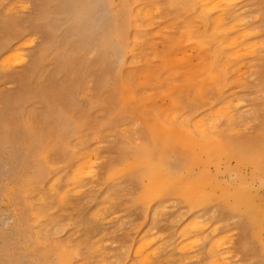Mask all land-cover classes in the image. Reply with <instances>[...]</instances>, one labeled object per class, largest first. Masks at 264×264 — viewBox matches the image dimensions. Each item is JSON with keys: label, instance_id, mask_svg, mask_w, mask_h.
I'll return each mask as SVG.
<instances>
[{"label": "rangeland", "instance_id": "1", "mask_svg": "<svg viewBox=\"0 0 264 264\" xmlns=\"http://www.w3.org/2000/svg\"><path fill=\"white\" fill-rule=\"evenodd\" d=\"M85 1L92 8L95 25L107 27L110 20L123 12L121 0H0V264H47L40 252H47L44 255L50 264H56L55 261L58 264L50 251L58 242L74 248L82 246V256L91 252L89 246L96 248L99 244V251L104 249L105 252H101L102 260L97 251L86 264H140L126 253L132 243L140 241L136 237L145 234L147 229H152L147 232L163 242L161 256L155 264H215L208 246L218 241L222 245L219 248L227 251L231 264H264V176L252 166L223 158L220 170L216 166L208 169L219 183L229 185L231 191L240 184L235 172L241 173L243 187L249 189L260 214L257 225L231 210L233 200L228 199L223 205L219 187L209 202L198 208H191L181 198L166 197L160 202V215L153 220L147 217L146 205L139 201L143 185L138 178L126 175L118 180L110 179L112 172L123 168L132 157L131 147L151 143L147 125L153 120L151 113L164 111L162 107L167 110L173 107L172 100L169 102L166 96L170 91L162 74V57L172 56V45L165 33L144 36L140 48L156 60H152V56L148 66L143 62L121 69L117 62L99 55L102 31L99 35L77 31L80 23L76 19L77 11ZM143 3L160 9L154 28H150L154 31L172 21L182 25L183 20L193 14L179 8L175 0H145ZM235 6L246 8L247 11L241 10L246 14L240 11L242 16H248L246 23L254 25L259 33L257 39L264 41V0H241ZM243 60L246 64L242 65L240 73L245 83L230 85L228 93L234 92L245 103L239 110L241 120L235 122L238 128L226 135L225 140L234 149L245 152L264 144V49L258 56ZM2 62H8L7 66ZM9 63L11 69L6 68L10 67ZM147 68L151 70V83L144 87ZM120 75L127 78L138 99L149 94L155 98L148 96L143 105L137 100L136 107L124 102ZM159 77L164 79L161 86ZM182 77L178 83L184 90L173 93L172 97L180 100L178 108L189 117L205 106L201 103L219 100L217 87L212 89L214 86L210 84H207L205 98L195 100L198 88L190 87V82ZM157 82L159 88L155 85ZM63 120L73 129L67 135V131L60 132L58 128V122ZM29 143L46 155V172L40 170L43 162L39 157L29 152ZM87 152L97 157L95 175L85 181L82 189L71 188L69 179L75 157ZM171 158L180 164L182 172L186 171L189 163L182 148L172 149ZM226 165L231 171L225 169ZM198 172L200 170L194 174ZM52 183H56L59 191L71 186L64 198L66 201L57 199L50 189ZM154 204L158 203H152V207ZM39 213L40 218L34 221L33 214ZM196 217L202 218L198 220L203 221V225L207 223L206 232L198 234L200 241L197 240L194 248L179 253L178 244L184 239L178 240V233ZM36 232L40 244L33 247L29 237H34Z\"/></svg>", "mask_w": 264, "mask_h": 264}, {"label": "bare ground", "instance_id": "2", "mask_svg": "<svg viewBox=\"0 0 264 264\" xmlns=\"http://www.w3.org/2000/svg\"><path fill=\"white\" fill-rule=\"evenodd\" d=\"M141 1L144 2L145 0H132V2L130 0H121L123 12L115 19L110 20L107 27H104L105 24L103 26L98 24L95 25L91 17L92 8L86 1L77 11L78 14L76 16L77 21H80L77 27V31L80 34L88 32L89 35H99V33H101L100 31H102L99 38V55L113 60V62H117L121 69H124V67H132L143 62H145L143 64L148 66L153 55L146 54L143 49L140 48L141 39L144 38V36L152 35L153 37L154 35L160 36L165 33L166 35L164 36H166V40L172 45V56L170 57L166 54L167 56L161 57L163 62L162 74L165 75V80L168 84L166 82L164 83L167 84L170 91L169 94H166L170 100L167 98L166 101L169 100L170 102L172 100L173 107H171V109L169 108L170 110L162 107L164 111L160 113L156 112L155 109L156 113L154 115L149 112L153 118V120L147 124L151 143L131 147L130 152L132 157L126 160L123 168L114 170L110 179L118 180L126 175L138 178L143 185V192L139 201L146 205L147 211H149L147 212V217H151L153 220H156L158 215H160L158 211L160 210V202L166 197L173 196L181 198L191 208H198L208 203L214 191L219 187L222 189V204H227L226 201L228 199L233 200V203L229 206L231 210L238 212V214L249 223L257 225L260 220V214L257 206L254 204L253 200H251V196L248 193L249 189L247 186L245 188L243 187V176L241 173L238 171L235 172V175L240 180V184L234 191H231L229 185L219 183L216 175H212L208 168L210 166H216L219 169L220 161L223 158L228 160L235 159L242 165L252 166L254 171L264 176V144H260L258 147L243 152L234 149L230 146V142L225 140L226 135L230 133L233 134L238 128H235V122L238 119L241 120L240 115H242V112H239V110L245 103L242 99L238 98L234 92L228 93V88L235 83H245L240 73L242 65L244 66L246 64L243 59L246 57L258 56L264 49V41L259 38L257 39L259 34L257 28L254 27V25L248 26L246 23L248 16L246 18L242 16L241 12L243 13L246 8L238 9V6H235V4L241 0H175L179 8L192 11L193 14L184 19L182 25H177L175 24L177 22L174 23L173 21L170 22L169 25L166 24L168 26L162 23V25L165 26L161 28L159 26L160 29L157 28L158 30L156 29L155 31L150 28H154L153 22L156 21L155 18L158 19L157 16H160V9L155 5H149ZM135 4L137 6L133 7ZM250 21L251 20H249V22ZM197 23H199V25H196ZM175 29H177V31ZM147 30H153V32L149 33ZM177 32H179V35H177ZM12 49H14V47ZM14 52L16 53V51ZM12 53L13 52L10 54ZM154 59L156 60L153 56L152 60ZM8 62L6 63L8 64ZM6 63L2 62L4 65ZM7 64L5 66H7ZM10 65L9 63V66ZM6 68L11 69V66ZM6 68L4 67L3 70ZM149 68H147V74L143 76L142 85L144 87H147L151 83V70ZM245 69L246 68L242 70L245 71ZM181 75L184 76L186 79L185 81L190 82V87L198 88L195 100L200 101L205 98L209 84L214 86L212 89H214L215 86L217 87L220 95L219 100L214 99L216 100L214 102L211 101L206 104L201 103V105L205 106L200 107L195 112L193 111L192 113L194 114L190 115L191 117L181 112L182 110L178 108L180 100L178 101L172 97V95H175L177 92L179 94L181 90H184L178 83V79L180 80V77H182ZM119 78L120 90L124 102L128 104L133 103L132 105L136 107L137 100L146 102L149 99L148 96L150 97L153 95L149 94L144 96V98L142 97L143 99L140 100L141 97L138 99L133 91L135 89L132 88L127 78L122 75H120ZM157 80L160 81L159 83L161 86V80L164 79L159 77ZM159 83L155 85L157 86ZM164 86L166 85L164 84ZM161 90L162 89H160V91ZM154 96L155 95L150 98L153 99ZM160 100H162V98ZM151 101L152 100H149V102ZM204 101L206 102V100ZM143 104L144 102L142 105ZM146 107L144 106L143 108ZM179 107L181 106L179 105ZM160 109L161 107L159 110ZM151 111H153V109ZM58 123L60 124L58 126L60 132L67 131L66 135L73 130L70 124L65 120ZM175 147L182 148L183 154L188 159L189 164L185 166L186 171L182 172L180 164L171 158L172 149ZM28 149L29 152H32L35 157L38 156L43 162L40 170L46 172L48 162L43 151H36L30 143ZM88 153L89 152L86 153L87 155L84 154L75 157L74 169L72 170L73 173L69 179L72 187L69 186L64 191L57 190L56 183H52L51 188L49 187L54 195L56 194L60 202L66 199L67 194L70 192V187L79 188L80 190L85 187V181L88 180V178L93 179L92 177H94L96 171L95 165L97 160L95 161V159L97 157L94 158L96 155L94 156V154ZM225 169L231 171L229 165H226ZM196 170H200V172L194 174ZM95 179H97V177ZM208 188L210 190L206 192ZM73 193H75V191ZM154 202L158 204H154L152 207V203ZM162 207L161 209H164V206ZM33 217L34 221H37V219L40 218V213L38 215L33 214ZM198 219L200 220L202 218H194L191 223L187 224V227L185 226L184 229L178 233V240L184 239L183 242L180 241L178 244L179 253L183 254L186 253L187 250H191L192 247L194 248V245L197 244V240H199V237H197L198 234L206 230V222L203 225V221L200 222ZM147 230L145 234L140 236L141 238L136 237L137 239L139 238V242L132 243V247L130 249L127 248L128 253H126V256H128V258L132 256L140 264H155L161 256L163 242L161 239V244L158 236L156 237L154 234H149ZM148 231H152V229ZM37 232L34 234V237H29L30 244H32L33 247H37L40 244ZM203 238L207 237L204 236ZM218 242L211 243L210 246H208V253L211 256L212 262L215 264H231L228 260L230 257L227 258L226 256L227 251H225V248L224 250L223 248H219L222 245ZM58 243L54 244L53 250L50 249V251L53 252V256L58 260V264H86L87 262H91L92 255L95 257L97 251H99V249L101 250L99 244L96 245V248L94 247L95 249L89 246L88 249L89 251L91 250V252H87L86 256L83 255V257L80 252L82 246H76L74 248ZM97 247H99V249ZM92 249L94 250L92 251ZM101 252H104V249ZM101 252V255L99 254L101 256H99L101 258L100 260L103 258ZM44 254H47V252H40L41 259L47 264H50V261H48L47 256ZM89 259L90 261H88ZM55 263L57 264L56 261ZM17 264L22 263L19 262ZM130 264H132V262Z\"/></svg>", "mask_w": 264, "mask_h": 264}]
</instances>
